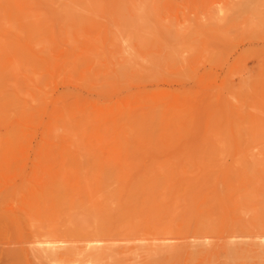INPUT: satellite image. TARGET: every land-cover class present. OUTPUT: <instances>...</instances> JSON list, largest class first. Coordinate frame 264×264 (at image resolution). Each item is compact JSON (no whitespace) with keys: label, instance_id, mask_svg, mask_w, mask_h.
<instances>
[{"label":"rangeland","instance_id":"obj_1","mask_svg":"<svg viewBox=\"0 0 264 264\" xmlns=\"http://www.w3.org/2000/svg\"><path fill=\"white\" fill-rule=\"evenodd\" d=\"M0 151V264H46L50 250L65 264L62 186L72 174H178L187 184L170 186L180 189L211 174L221 201L228 172L245 185L246 161L261 163L251 191L217 211L248 236L224 230L212 244L204 237V253L183 248L177 259L224 264L238 240L234 264H264V0H0ZM209 188L194 195L210 198Z\"/></svg>","mask_w":264,"mask_h":264},{"label":"bare ground","instance_id":"obj_2","mask_svg":"<svg viewBox=\"0 0 264 264\" xmlns=\"http://www.w3.org/2000/svg\"><path fill=\"white\" fill-rule=\"evenodd\" d=\"M222 146H223V144H222ZM259 149H258V151H259ZM261 149H262V146H261ZM2 150H3V148H2ZM260 155H261V152H260ZM260 155H258V157ZM216 157H217V155H216ZM246 159L249 160V158H246ZM194 160L195 159H193V161ZM217 160H219V158ZM242 160L245 162V160L243 158H242ZM253 160H255V159H253ZM191 163H192V161H191ZM239 163L241 164V160H239ZM194 164H195V162H194ZM220 164H221V162H220ZM224 164H225V162H224ZM242 164L243 165H240V166H242V168L239 170L238 175L241 177L240 182L245 183V185L244 184L239 185L237 183V181H234L235 177H232L233 179H231V175H229V174H233V176H234L236 174V173L234 174V171H232V173L228 172V176H229L230 180L233 181L234 183L227 184L224 187H222L221 189L219 188L221 185L218 187V189H219L218 193H220L218 196H220L221 201L216 199V196H214V193L217 191L216 187H217V183L219 185V181L217 180V182H216V180H215L216 187L213 185L215 188L214 187L209 188V186L211 184H213V181H214L213 175H211V174L208 176L202 177L204 179L200 183H198L196 186L194 185L195 187L194 186H193V188L191 187L192 189L191 188L186 189L184 187H182L180 189L177 187V186L180 187V184H181V186H183L184 184H187V182L185 180L186 176L184 177V175H178V174L175 176L173 175L174 177H171V175H169V174L167 175L164 173H162V174L156 173L157 175L156 174L152 175V173H150V174H146L145 176L143 175L144 177L138 176L141 178H135V176H133V177L130 176L132 174H130V175L125 174L124 175V173H122V172L116 173L119 175H114V174L99 175V173H98L96 175L87 174V176L84 179H82L84 176H82V178H81L79 175V178L81 180H84L83 182L79 181V179L76 178V176H78L77 174L75 175V177L72 176L73 174L68 176L67 178L65 177L66 180L68 178L70 180V181L68 180L67 182H65L66 184L64 183L65 185L63 184V186H62L63 187V189H62L63 193L67 195V196H64L65 197L64 199H66L64 201L65 205H64L63 201H62V203L65 206V209L67 208V212L69 213V214L65 213L66 217L68 216L66 218V222H67L66 225H67V231H68L69 235L65 238V240L63 237L64 248L61 249V247H60L61 251L64 250L63 258L65 259V264H132V263H135V264H171L172 259L174 260L175 257H176L175 260H177V262H178V259H177L178 252L183 248H185L187 250H192V251L197 250L198 252L204 253L203 251H205V249L208 248L207 246L211 245L212 241L217 240L216 236L220 235L222 232L230 230V234L233 237H237V238L242 237V236H243L242 238H244L245 236L247 237L248 235L244 231L243 224L240 223V221H243L246 223V220L242 216L245 214L241 213V211L246 212L247 211L246 209H242L241 211L238 212V213H240L238 215L242 214L241 216H242L243 220L239 221V223L242 224V226L236 222L229 220V219L227 220L226 216L220 217V215L222 213H221V211L220 212L217 211V210H221V206H219V204L217 203L218 201L220 203L223 202L224 205L226 204L224 206V209H226V211H227V209H230V211H231V209L234 208V205L233 204L231 205L232 196L234 194L237 195L238 192L240 193V191L242 192L244 188L248 191L249 190L251 191V189H250L251 185L248 183H251L252 180L251 181H249V180L251 178L253 171L255 170V167H257L258 165H261V163L260 162H253V161H246L245 163L242 162ZM262 165H264V164H262ZM177 166L178 165H176V169L178 168ZM162 168H164V167H162ZM200 169H201V167H200ZM182 171H181V173H182ZM191 171L193 172V170H191ZM236 171H238V170H236ZM194 173H196V172H194ZM79 174H81V173H79ZM133 175H136V174H133ZM63 176H64V174H63ZM63 176L61 178V181L63 180ZM176 177H178V178L182 177L181 179H183V177H184L185 181L180 180V183L178 182V185L177 186L175 185L176 188H172L170 186V183L174 182L175 180L177 181L178 178L176 179ZM218 177H219V175H218ZM196 178L197 177H195V179ZM237 178L239 179V177H237ZM71 179H73L74 182L78 180L77 185L82 183V185H84V186L82 188H80L79 186H77L73 182L71 183V181H72ZM186 179L187 180L188 179L193 180L194 177H193V179H192V177H189ZM215 179H217V177ZM172 180H174V181H172ZM227 180L229 181V179H227ZM182 181L184 182L183 185H182ZM228 181H226V182H228ZM62 183H63V181H62ZM162 183L166 184V186H164V184H162ZM59 184H60V181H59ZM64 186H65L66 190L64 189ZM78 187H79V189H77ZM205 187H207V189L208 188L211 189L210 190L211 193H212V188L215 189V192L212 193V195L209 194L211 197L213 196L215 200L213 199V197H212L213 200L212 199L209 200L211 198L210 196H209L210 198H206L207 196L204 195L205 197L199 198L198 194H197V196L194 195L195 193L193 191H199ZM257 188H259V187H257ZM53 190L55 191L54 188H53ZM56 190L59 191V192H57L58 193L57 195H59V193L61 191L57 188H56ZM49 191L51 193L52 190L49 189ZM65 191H66V193H65ZM45 192H47V189ZM140 193L142 195L141 200H140ZM182 193H184V194L180 195ZM51 195H53V194H51ZM46 196H47V194H46ZM181 196L182 197L184 196V198L182 199ZM199 196H200V194H199ZM196 197H197V199H196ZM248 197H249V195H248ZM44 198H46V197H44ZM45 200H47V199H45ZM45 200H44V202H45ZM182 200H184L186 203L182 204L181 203ZM54 201L55 200H53V202ZM239 201H240V199H239ZM261 203H263V202H261ZM40 204L46 205V203H40ZM58 204L60 205L59 202H58ZM40 207L42 208L43 206L41 205ZM259 207L262 208V207H264V205L263 206L259 205ZM259 207H258V211L260 209ZM255 208H257V207L255 206ZM55 209L59 210L58 208H55ZM55 209H54V211H55ZM65 209H64V211H65ZM235 209H237V208H235ZM237 210H234V211L237 212ZM39 211H41V210H39ZM44 211H46V210H44ZM154 211H158L160 214V216L158 217L157 220H154V216H155ZM215 211H217V214L219 216H217V214L215 215ZM253 211L255 212V210H253ZM253 211L249 210L247 212H252L251 215H253V214L256 215V212L253 213ZM49 212L51 213L50 210H49ZM55 213L59 214V212H57V211ZM247 215H249V213ZM251 215H249V216H251ZM49 218H50V216H49ZM246 218H248V217H246ZM256 218H257V216H256ZM11 221H12V219H11ZM54 221H55V219H54ZM8 224H10L9 221H8ZM53 224H54V222H53ZM246 224L248 225V223H246ZM12 226H13V224H12ZM59 226H60V223H59ZM33 228H32V230H33ZM40 228H39V230L42 231V229H40ZM251 228H252V226H251ZM261 228H264V227L262 226ZM14 230L16 231L15 228H14ZM50 232H52V231L50 230ZM190 232H191L192 241H193V239L195 240L194 242H191V243L189 240V238H190L189 233ZM60 233H61V231H60ZM141 234L146 235V238L144 240H140V238L143 237V235H141ZM52 235L53 234H50V233H46V234L41 233V236H43L45 243L47 244L48 248L51 246V242L55 243L54 239H53L54 236L52 237ZM56 235H58V234H55V236ZM139 235L142 237H139ZM188 235H189V237H188ZM61 236H63L62 233L60 235V238H61ZM213 236H215L216 238H213ZM23 237H24V234H23ZM187 237H188V239H187ZM200 237H201V239L203 238V241L200 239ZM204 237L211 238V244L209 243V245H208L207 241L205 244L204 243L205 242ZM196 239H199L200 241L196 242ZM220 239H223V238H220ZM38 240L41 241V237ZM187 240H189V242H187ZM31 241H32V239H31ZM208 241H209V239H208ZM35 242L37 243V241H35ZM59 242H60V239H59ZM236 242H239V241L236 240L234 243L232 240V243L230 241L229 244H234V245H229V244L226 245V248H227L226 253H228V255L230 256V257L229 256L227 257V255H226L225 259L226 258L228 259V260L226 259V263L227 262L230 263V260H231V264H234L233 260L235 258H236L235 261L236 260L238 261L240 259V258L238 259V257H236V255H239V254L244 255L245 249L243 247L239 246L242 243H236ZM192 243H195V244H192ZM57 244H59V243H57ZM214 244H216V242H214ZM39 245H38V247H39ZM42 245H43V243H42ZM48 248H47V251H48ZM12 249H13V247H12ZM41 249H42V247H41ZM258 249H259V251H261L260 252L261 254H262V252H264V251H262V247L259 244H257V246H256V250H258ZM57 250H58V248H57ZM42 253H43V251H42ZM195 253H196V251H195ZM46 254L48 255L49 253H46ZM56 254H57V252L55 253V256H56ZM196 254H192V256H195ZM249 254H250V250H249ZM36 255H37V252H36ZM48 256H49L48 258L46 257L48 259L47 260L48 263L59 264V263L63 262V264H64V261H62V260H61L62 262L60 261L59 263H58V261H56V258L54 257V255L51 254V250H50V255H48ZM182 256H183V254H182ZM246 256L248 257V255H246ZM42 258H44V255H42ZM46 258H44V261ZM196 258H198L197 255H196ZM196 258H194V260H196ZM249 258H251V257H249ZM38 259H40V258H38ZM211 259H212V257H211ZM241 259H243V256L241 257ZM244 259H245V257H244ZM21 260H22V258H21ZM36 260H37V258H36ZM194 260H192V262H195ZM47 261H45L46 264H47ZM213 261H214L213 259H212V261L210 260V264H213ZM247 261L249 262L248 259H247ZM258 261H260V259ZM41 262L43 264V261H41ZM173 262H175V261H173ZM182 262H183V260H182ZM178 263H180V262H178ZM178 263H176V264H178ZM186 263L189 264V261ZM226 263H224V264H226ZM258 263L261 264L260 262H258ZM16 264H17V261H16Z\"/></svg>","mask_w":264,"mask_h":264}]
</instances>
